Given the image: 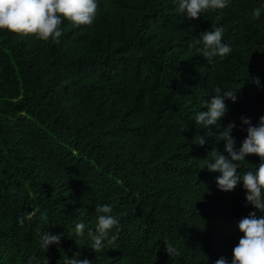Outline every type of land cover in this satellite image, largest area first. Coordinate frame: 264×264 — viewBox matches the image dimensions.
<instances>
[{"label":"trees","instance_id":"1","mask_svg":"<svg viewBox=\"0 0 264 264\" xmlns=\"http://www.w3.org/2000/svg\"><path fill=\"white\" fill-rule=\"evenodd\" d=\"M98 2L93 24L64 20L58 43L0 30V264H64L76 252L92 264H231L239 222L260 213L242 185L221 192L203 169L224 144L194 120L216 87L238 91L220 122L236 123L237 147L241 117L264 116V14L252 15L264 4L232 0L188 20L177 0ZM218 26L232 52L209 63L191 44ZM197 134L205 147L192 145ZM260 162L247 156L240 171ZM101 204L120 233L95 253L74 228L94 230ZM47 230L64 237L45 252Z\"/></svg>","mask_w":264,"mask_h":264},{"label":"clouds","instance_id":"2","mask_svg":"<svg viewBox=\"0 0 264 264\" xmlns=\"http://www.w3.org/2000/svg\"><path fill=\"white\" fill-rule=\"evenodd\" d=\"M232 0H177L178 10L188 20L201 17V13L209 10H223L231 6ZM264 4V0H261ZM98 0H0V30L14 33L34 35L37 39L59 42L63 34L61 25L68 20L74 25H91L98 12ZM264 14V7L252 10L254 18L259 19ZM224 28L216 27L213 31H204L192 42L191 47L202 53L203 58L209 63L216 58H226L232 52L230 43L223 41ZM199 46V47H198ZM257 87L261 86L260 78L253 81ZM215 95L203 101L201 108L195 116V123L199 128L216 126L219 142H223L224 149L221 153L213 147L210 159L204 160L203 169L210 173H218L216 185L221 192L234 191L238 185L245 190L246 204L258 210L250 212L243 218L238 229L243 234L232 252L231 264H264V116L259 117L253 124L251 118L241 117V125L246 133L245 138L237 147L233 136L237 128L235 122H230L226 127L221 121L229 111L226 101L238 102V91L216 87ZM211 133V132H209ZM208 133V134H209ZM208 134H197L191 141L192 145L205 147ZM218 142V143H219ZM209 154L207 156H209ZM255 155L260 159L259 166L251 165V169L241 172V162H246V157ZM202 169V170H203ZM97 213L95 229L88 228L84 222L75 224L74 232L77 237L90 238L91 249L100 253L106 244H114L120 233V221L114 216L110 204H101L95 208ZM28 214L19 217L18 223L23 226ZM63 233L56 234L45 231L40 237V247L46 252L50 245H59ZM165 251L168 255L177 254V249L167 245ZM76 252L69 259L65 256L64 264H92L87 259H80ZM46 264L49 261L45 259ZM215 264H229L226 258H219Z\"/></svg>","mask_w":264,"mask_h":264}]
</instances>
